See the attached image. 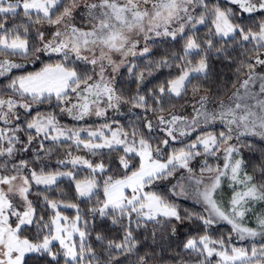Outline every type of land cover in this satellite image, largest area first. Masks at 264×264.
Here are the masks:
<instances>
[{"label":"snow or ice","instance_id":"6c2138e0","mask_svg":"<svg viewBox=\"0 0 264 264\" xmlns=\"http://www.w3.org/2000/svg\"><path fill=\"white\" fill-rule=\"evenodd\" d=\"M0 78V264H264V0H0Z\"/></svg>","mask_w":264,"mask_h":264},{"label":"trees","instance_id":"16d2710c","mask_svg":"<svg viewBox=\"0 0 264 264\" xmlns=\"http://www.w3.org/2000/svg\"><path fill=\"white\" fill-rule=\"evenodd\" d=\"M202 31H206L205 30H202ZM29 69H32L33 66H30L28 67ZM221 71H223L226 75H229L231 76V70L227 69V68H223V69H220ZM19 74V73H17ZM7 83L6 81L3 80V78L0 79V87L3 86V84ZM135 87V85H133V88ZM35 114V113H33ZM119 118V117H117ZM128 117H125V118H122V122L123 123H127L128 122ZM105 121L102 120V119H95V120H88V123L90 124H101V123H104ZM61 123L62 124H67L69 126H72V125H77L79 126V122H76V121H73V120H68L66 118H62L61 119ZM4 127V124L3 123H0V128H3ZM217 131H219L220 129L217 128L216 129ZM74 153H75V149L73 150ZM79 154H85L83 151H81ZM242 155H243V158L245 160V163L248 165L247 167V171L251 172L252 171V168L253 166H258L259 163L261 162L262 159H264V156H262L261 154V151H260V145L257 144L256 147L252 150V151H249L248 148H243L242 150ZM58 157L57 156H53L52 157V164L54 165L55 164V161ZM93 159H96L93 157ZM105 161H107V156L105 155L104 157ZM3 161H0V163H2ZM213 164L216 163V161H211ZM86 173L82 172L81 173V177H83ZM68 183V181H64L60 187L61 188H65V185ZM66 190V189H65ZM52 198H59L58 196H53ZM71 197H69L70 199ZM95 199V198H94ZM75 202V201H73ZM181 203V207L184 208V207H187L189 208L190 210H196V211H200V208L198 206H196L195 204L191 203V202H188V201H184L183 199L180 201ZM91 205H88V204H81V209L86 212L87 211V208L90 207ZM64 215H68V216H75V210H65L64 211ZM90 219V217H89ZM246 224L250 225V226H254V220L253 219H248L245 221ZM151 225L149 226V236H150V231H151ZM215 231H214V235L216 236H219L220 233H224L225 236H227V233L228 231L230 230V226H226L224 224H220V225H214L213 226ZM185 231H188L189 235H198V231L196 229V225L195 224H191L188 226V228H185V229H181V232L184 233ZM33 233H34V230H33ZM92 237H93V240H94V237H95V233L92 232L91 233ZM187 237L186 236H181V239H186ZM141 239H143V234H141ZM78 240V239H77ZM89 242H92V241H89ZM149 243H151V240L149 239ZM240 242H238L239 244ZM59 248V245L56 244V247L53 249L54 251H56L57 249ZM173 249H175V245H173ZM146 251H153L152 249L150 248H142L141 251H140V254H144V252ZM155 254L159 257L162 255V258L160 259H157L155 261V264H175V261L171 259V256H172V252L171 251H168L166 250L164 253H160V249L159 248H156L155 249ZM184 255V254H182ZM31 259L33 261V264H47V261L50 260L49 257L47 256H38L37 254H31ZM60 264H64V261L63 259H61L60 261ZM150 264H152V262L150 261ZM213 264H215V261H213Z\"/></svg>","mask_w":264,"mask_h":264},{"label":"rangeland","instance_id":"374dc122","mask_svg":"<svg viewBox=\"0 0 264 264\" xmlns=\"http://www.w3.org/2000/svg\"><path fill=\"white\" fill-rule=\"evenodd\" d=\"M30 66H32V65H26V67H30ZM1 79V78H0ZM109 115H112V113H109ZM64 118H66V119H68V120H72V118L71 117H68V116H63ZM95 119H97V118H95V117H92L91 119H89V120H95ZM0 123H3V122H0ZM224 187H225V189H227V185L225 184L224 185ZM226 195H230V193H225ZM188 202H191V203H193V204H195L193 201H191V200H189ZM221 224H223V223H221ZM248 226H250V225H248ZM77 239H78V237H77ZM234 239H235V237H234ZM77 242H78V240H77ZM58 244V243H57Z\"/></svg>","mask_w":264,"mask_h":264}]
</instances>
